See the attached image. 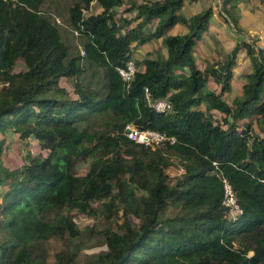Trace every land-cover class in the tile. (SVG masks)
Instances as JSON below:
<instances>
[{
    "label": "trees",
    "instance_id": "1",
    "mask_svg": "<svg viewBox=\"0 0 264 264\" xmlns=\"http://www.w3.org/2000/svg\"><path fill=\"white\" fill-rule=\"evenodd\" d=\"M43 1L0 0V134L33 137L46 152L28 154L16 169L0 163V186H6L0 225L13 241L0 240V264H73L63 250L48 261L42 244L79 236L68 213L90 215L91 202L106 198L109 217L120 213L121 223L104 231L106 250L86 264H264V46L241 37L202 72L192 50L207 31L211 8L186 16L184 1L195 0L130 1L124 10L134 15L124 13L118 23L115 10L124 0H76L69 22L84 38L83 56L68 57L59 28L40 10ZM93 2L100 12L84 16ZM221 3L241 31L233 16L238 0ZM176 24L187 31L166 35ZM160 37L165 55L134 61L139 67L126 84L116 66L133 59L131 43ZM241 50L247 81L228 103L222 95ZM83 57L104 70L105 91L79 85L72 99L59 80L79 76ZM17 60L24 70L13 72ZM209 77L219 93L206 90ZM160 100L166 110L154 109ZM251 117L260 134L251 120L239 123ZM90 119L103 126L91 129ZM127 124L174 142L165 152L137 144L124 135ZM3 144L0 139V153ZM171 157L181 169L175 176L167 170ZM79 158L91 160L80 176L73 172ZM222 178L241 209L235 218L222 203Z\"/></svg>",
    "mask_w": 264,
    "mask_h": 264
},
{
    "label": "rangeland",
    "instance_id": "2",
    "mask_svg": "<svg viewBox=\"0 0 264 264\" xmlns=\"http://www.w3.org/2000/svg\"><path fill=\"white\" fill-rule=\"evenodd\" d=\"M152 1V0H124L123 6L115 10L118 23L121 22V17L124 16L126 10L124 8L130 2ZM76 0H44L41 4L40 10L52 21L58 28L62 41L66 44L68 49V57L76 55L83 56L82 43L84 38L78 34H74L69 22V9L76 3ZM221 0H195L184 1L183 11L186 16L192 15L200 10L211 8L213 15L207 25V31L202 34V37L195 43L192 53L194 61L202 72L208 69L210 65L218 59H224L226 54L232 49L233 43L239 38H243L248 42H256L259 46H264V1L261 0H238L237 6L233 11V16L237 19V27L241 31L236 30L233 22L225 16L222 11ZM101 8L95 3H91L88 10H84L83 15L88 16L90 14L99 13ZM186 27L182 24L174 25L168 34L185 33ZM219 41V47L215 45V40ZM162 38L152 39L149 44H146L143 52H138V59L145 56L163 55L165 52L162 44ZM217 41V42H218ZM221 44V45H220ZM138 47V46H137ZM136 49V48H135ZM135 54L137 53L134 50ZM164 56V55H163ZM235 64L232 68L233 76L230 79V89L222 95V98L228 103L241 94V87L247 81L246 73L249 71V61L244 52L241 50L237 53L235 58ZM140 62V61H139ZM83 66L84 70L82 74L77 77H62L59 80V85L64 88L69 98H75L77 96L75 87L82 86L84 88L100 89L101 93L105 91V77L104 70L102 68L95 67L85 62L83 57L79 62ZM135 66L139 67L135 64ZM24 70V64L22 60H17L13 72H19ZM177 71H180L177 69ZM206 90L219 93V85L211 77L208 78ZM204 108V105L200 106ZM213 118L221 119V114L215 110L211 111ZM89 120V126L93 130L100 129L102 120L91 121ZM251 120L252 128L255 132L260 134L259 127L255 117L244 118L239 123ZM0 139L4 140L2 151L0 153V163L9 169H16L25 163V158L28 154L32 156H44L45 150H43L36 139L33 137L20 138L19 134L7 130L0 134ZM161 150L165 152V146ZM89 158H79L74 166L73 172L76 175H84L90 167ZM171 165L168 166V172L170 176L178 175L181 172L179 162L177 158H170ZM6 189V186H0V194ZM138 193V192H137ZM108 199L93 200L91 207L94 212L90 215L72 210L68 213L70 218L74 221V224L80 230V234L77 237L71 238V240L65 237L55 236L45 242L42 247L45 249L47 260H53L54 253L59 250H63L65 253L73 256V264H86L89 262L93 255L98 254L101 251L106 250L104 241V231L109 227L112 230H117V224L121 223L120 213L109 217L108 212L105 210L103 204L108 203ZM233 214L228 216H236V211H232ZM109 217V219H108ZM0 240L1 242L7 241L9 244H13V241L7 235L6 229L0 225ZM251 254V252H249Z\"/></svg>",
    "mask_w": 264,
    "mask_h": 264
},
{
    "label": "built area",
    "instance_id": "3",
    "mask_svg": "<svg viewBox=\"0 0 264 264\" xmlns=\"http://www.w3.org/2000/svg\"><path fill=\"white\" fill-rule=\"evenodd\" d=\"M75 35L78 34L76 30L73 31ZM116 71L120 75L121 79L128 84L136 71L135 63L132 59L126 61V63L123 66H116ZM145 96H148L147 89L144 88ZM154 109L163 111L166 110L169 105L165 100L156 101L153 104ZM124 135L132 140L133 142L137 144H141L143 146L148 147H159L164 146L167 142L169 144H172L174 142V139L172 137H167L163 133L156 131V130H139L135 126L131 124H127L124 127ZM222 185H223V199L222 203L228 208V214H233L232 211H236V216H230L232 218L237 217L241 213V209L238 207V204L236 202V196L234 194V191L231 188V185L229 182L222 178Z\"/></svg>",
    "mask_w": 264,
    "mask_h": 264
},
{
    "label": "crops",
    "instance_id": "4",
    "mask_svg": "<svg viewBox=\"0 0 264 264\" xmlns=\"http://www.w3.org/2000/svg\"><path fill=\"white\" fill-rule=\"evenodd\" d=\"M125 15L127 16V18H130V17H132L133 15H134V13H128V12H126L125 13ZM134 23L132 22L131 23V25H133ZM177 34H181V33H177ZM168 35H170V34H168ZM172 35H174V34H172ZM151 40H149V41H146L145 43H142V44H138V43H136V42H133V43H131V45H130V48H131V58H133L132 60L133 61H141L143 58H139L138 59V52L140 51V52H143L144 50V47H145V45L146 44H149V42H150ZM138 46V47H137ZM144 46V47H143ZM136 48V49H135ZM165 49V48H164ZM134 50H136L137 51V53L135 54V52H134ZM163 55H165V52L163 53ZM156 56V55H155ZM155 56H145L144 58H150V57H155ZM82 61V60H81ZM135 63V62H134ZM82 74V73H81Z\"/></svg>",
    "mask_w": 264,
    "mask_h": 264
}]
</instances>
